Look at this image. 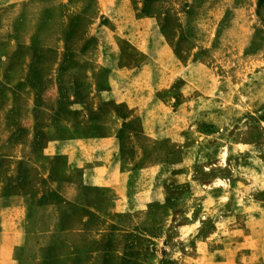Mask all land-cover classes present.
<instances>
[{
	"label": "rangeland",
	"instance_id": "1",
	"mask_svg": "<svg viewBox=\"0 0 264 264\" xmlns=\"http://www.w3.org/2000/svg\"><path fill=\"white\" fill-rule=\"evenodd\" d=\"M12 196L19 264L218 253L264 196V0H0V235Z\"/></svg>",
	"mask_w": 264,
	"mask_h": 264
},
{
	"label": "crops",
	"instance_id": "2",
	"mask_svg": "<svg viewBox=\"0 0 264 264\" xmlns=\"http://www.w3.org/2000/svg\"><path fill=\"white\" fill-rule=\"evenodd\" d=\"M111 153L113 152L105 153L107 154L106 160L109 159ZM83 167L84 171H89V183L92 185L114 190L118 189L117 186L122 185L120 167L116 163L100 164L95 169H90L85 164ZM239 197L242 200L240 204L243 205L244 213L247 215L245 226L242 229L236 230L233 227L228 230L232 234L218 253L210 252L209 241L202 240L197 246L198 255L195 257L199 264L213 258L215 259L212 262L216 260L213 264H264V196H260L258 199L251 196H232L230 198L232 212H235L239 207V204L235 206L240 200ZM8 200L18 203L7 205L1 211L3 233L0 235V264H19L16 252H20L24 247L21 244L24 236L20 233L19 225L26 213V208L23 206L25 196H12ZM68 201H74V199L70 198ZM238 231H241L243 235L236 233ZM237 237L239 239H236ZM224 252L225 256L223 257Z\"/></svg>",
	"mask_w": 264,
	"mask_h": 264
}]
</instances>
